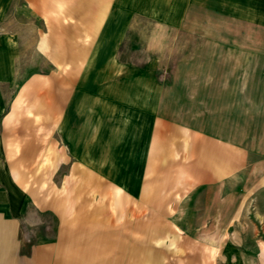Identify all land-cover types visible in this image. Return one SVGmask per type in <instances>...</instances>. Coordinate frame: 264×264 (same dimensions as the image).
Instances as JSON below:
<instances>
[{"label":"rangeland","instance_id":"1","mask_svg":"<svg viewBox=\"0 0 264 264\" xmlns=\"http://www.w3.org/2000/svg\"><path fill=\"white\" fill-rule=\"evenodd\" d=\"M170 2L57 0L50 38L45 13L0 0V78L15 79L4 89L39 88L0 102V141L21 156L39 211L26 237L53 244L50 264H242L263 250L264 93L254 85L264 55L252 36L212 39L207 23L189 33L176 13L144 10ZM232 57L240 69L211 85L213 71L200 68ZM230 87L228 103L220 93ZM226 105L234 129L260 123L255 149L227 141Z\"/></svg>","mask_w":264,"mask_h":264},{"label":"crops","instance_id":"2","mask_svg":"<svg viewBox=\"0 0 264 264\" xmlns=\"http://www.w3.org/2000/svg\"><path fill=\"white\" fill-rule=\"evenodd\" d=\"M28 4L33 8V13L37 14H46V31L45 36L56 37L58 30V5L57 0H49V2H45L44 0H25ZM173 1V0H170ZM178 4L174 5L171 2L162 7L157 5H152L146 3L144 5V10L149 12H157L159 8L160 11L164 9V11H169L177 14L178 21H184V31H186V27L190 29L189 33L192 31V27L194 29L197 27L199 23L204 22L210 26L208 37L210 38H226L227 42L229 39L236 40V44L238 41L246 40V43H249L250 37L252 36L254 39L252 52L254 54H258V58L260 55H264V29H260L259 23L264 21V3H261L260 0H177ZM172 4V5H171ZM225 22V27L222 26V29H218L219 23ZM257 22L258 24H254ZM253 25V31H250V24ZM214 24L216 25V29L213 28ZM2 24L0 23V43H2V39L5 37L3 34V29L1 28ZM196 31V29L194 30ZM235 44V43H234ZM247 46H249L247 44ZM0 45V49H1ZM52 48V45H51ZM208 48V47H206ZM246 50L247 48H243L242 50ZM201 56L207 55L206 49H201ZM243 53H248V50L242 51ZM227 55L230 53L227 51ZM235 54L232 49L231 55ZM229 59V57H227ZM222 62H214L211 58L210 64L208 67L203 65L200 69L206 70L209 69L213 71L215 79H211V85L218 86L219 84H224L223 79L224 75L228 73L223 71H235L240 69L237 67L236 63H233V60L237 59L232 57L231 61ZM264 60V56H263ZM262 60V61H263ZM260 62L257 65V68L260 69ZM179 68H181V63H179ZM234 76V73L232 77ZM260 76V74H258ZM264 80V78H262ZM226 81V80H225ZM233 81V80H232ZM235 82V81H233ZM254 83V82H253ZM230 83L226 82V85ZM256 84V83H254ZM15 85V79H1L0 78V102L1 103H9L11 101H20L25 92V90H29L30 92H38L39 88L34 89L36 86L35 83H29L25 85L26 87L21 89V96L16 97L17 93H11L10 89L5 90L4 87H13ZM233 85V83H232ZM236 85V83H234ZM233 85V86H234ZM255 89L259 88L258 94H256L257 99L260 94L264 93V83H260V79L257 81V84L254 85ZM230 88H227L225 91L221 92V95H225L226 102L236 101L235 99H230ZM255 89H253V93L255 95ZM233 90V87L232 89ZM214 89H211V94L213 95ZM251 91V90H250ZM216 94L218 90H216ZM23 94V95H22ZM33 99L29 98L28 100ZM222 99V98H221ZM220 99V100H221ZM25 100V99H24ZM218 100V98H216ZM223 100V99H222ZM214 99L211 100L213 102ZM226 105L224 108L226 109V128L223 133L227 135V141H231V143L241 144L239 147L243 150L245 149H255L254 146H249V141L252 133L260 134V123L252 124L245 122L247 128H244L240 131V129L236 130L233 128V123H229V118H233V114L230 115L229 110L230 107ZM0 108H3L1 106ZM229 109V110H228ZM1 110V109H0ZM223 110V108H222ZM236 109L233 111V113ZM13 112H4L1 114L2 118L12 117ZM34 115V114H33ZM236 117H240L239 113L235 114ZM32 116V111H28V117ZM262 114L260 113L259 117ZM213 117V116H212ZM247 120V119H246ZM253 126V129L250 127ZM231 127V128H230ZM258 128V129H256ZM211 131L215 130V133H218V125L211 124ZM214 133V132H213ZM237 133H241V137L236 135ZM250 136V137H249ZM240 142V143H239ZM236 147V148H239ZM15 146L12 141H0V264H50L48 263V259L50 256L48 254L52 252L53 244L50 243H38L32 244L30 239L26 237V228L34 227L39 216V211H36L34 207H32V197L27 188H25L19 178L20 169L19 166L22 165L20 160L21 156L18 155L15 151ZM234 149V148H233ZM249 152L246 153V155ZM243 154V158H244ZM239 164H243L240 162ZM263 250L258 256H255V259L259 261L258 264H264V245L262 246ZM52 257V255H51ZM255 259H250L249 257H243L241 259L242 264H252ZM262 262V263H261Z\"/></svg>","mask_w":264,"mask_h":264}]
</instances>
